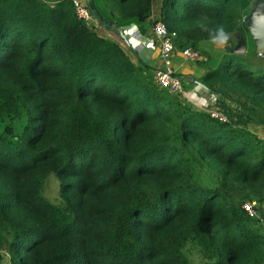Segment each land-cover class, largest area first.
Listing matches in <instances>:
<instances>
[{"label": "trees", "instance_id": "1", "mask_svg": "<svg viewBox=\"0 0 264 264\" xmlns=\"http://www.w3.org/2000/svg\"><path fill=\"white\" fill-rule=\"evenodd\" d=\"M102 1L119 20L151 14V0ZM252 2L160 0L155 20L179 48L223 25L231 39L200 81L264 122V64L229 50ZM146 67L71 0H0V264L4 251L8 264H264V225L241 205L264 199V136ZM49 173L57 203L41 191Z\"/></svg>", "mask_w": 264, "mask_h": 264}, {"label": "crops", "instance_id": "2", "mask_svg": "<svg viewBox=\"0 0 264 264\" xmlns=\"http://www.w3.org/2000/svg\"><path fill=\"white\" fill-rule=\"evenodd\" d=\"M41 1L55 2L57 0ZM80 1L89 9L90 18L88 23L96 32L117 41L132 61L145 64L147 66L145 72L153 80V70L160 64V59L158 56V40L152 33L151 22L157 16L160 0H151V14L140 23L133 20L123 21L117 19L114 14L115 12L110 11L109 13L107 4L102 0ZM91 12H94V15ZM115 26L118 27L120 33L116 30ZM136 31L138 35H135ZM142 40H144V43H141ZM199 50V59L189 60L182 56L180 48L175 42V48L171 56V64L174 70L180 75L181 81L185 86V96L180 97L190 102L192 107L203 110V108L219 106V99H223L217 93L210 91L206 86H202L203 83L198 79V76L200 77L201 73L209 68V62L203 66L201 64L197 66L196 63L199 61L205 62V60L207 61L210 58V54H207L201 49ZM214 50L224 52V47L214 45ZM220 107L222 108L221 104ZM258 205L259 207L257 206L256 211L257 217L260 218L261 224L264 225V217L262 216L264 212V199L258 202Z\"/></svg>", "mask_w": 264, "mask_h": 264}, {"label": "rangeland", "instance_id": "3", "mask_svg": "<svg viewBox=\"0 0 264 264\" xmlns=\"http://www.w3.org/2000/svg\"><path fill=\"white\" fill-rule=\"evenodd\" d=\"M232 38H233L234 44L239 40V38L242 39L244 45H242V50L238 51L237 53H241V54H244V56H246L247 61L249 62V64H250L252 69L254 67H256L255 66L256 64H261V65L264 64V56L261 57V56H257L255 54L256 51L254 49L251 36L248 33L247 29L246 30H242L240 33L239 32L234 33L232 35ZM234 44H230L229 48H232L234 46ZM197 48L201 49L202 51L206 52L207 54H210V58L207 61L206 60H205V62H203V61L200 62L199 61V62L196 63L197 66H200V64L203 66L207 62H209L208 66L210 68L215 67L217 62L219 61L222 53H223V52H221V50H218V51L214 50V44L211 42V40H208V39L199 40L197 42ZM243 50H245V51H243ZM216 57H218V59H216ZM158 61H159V59H158ZM198 79H200L199 76H198ZM153 82H154V80H153ZM181 84H182V87L184 89L185 86L183 85L182 81H181ZM220 98H222V97H220ZM180 99H182L184 102H187L183 98H180ZM222 99L223 100L219 99V103L223 107L222 108L223 109V111H222L223 114L227 117V119H229V121H231L234 124H240L242 122V123H244L245 126L250 127V129H252L254 132L258 133V135L264 136V122H262L258 118L257 112L255 111V109H251V110L243 109V114L244 115H242V110L240 108V105L236 102V100L234 101V99H232L230 97L222 98ZM183 101H181V102H183ZM220 104H219V106H220ZM248 114L251 116L252 119H254V120L258 121V122L261 121L262 123L261 122L258 123V122H255V121L254 122H247V119H245L243 121V118L246 115H248ZM11 121L14 122L13 126L15 128V131L18 130V127L21 124V121L20 120H16L15 118L12 119ZM0 125H1V121H0ZM16 127H17V129H16ZM194 170H195V173L198 176V180L201 183H207V184L212 183L211 177H214V173L211 172L210 170H208L207 167L204 164L195 165L194 166ZM57 187H58V179H57V177L53 173H49L47 175V179L45 180V182H44V184H43V186L41 188L42 194L50 202L57 203V201H58ZM260 206H261V203H260ZM258 207H259V205H258ZM262 214H263L262 216L264 217V212ZM1 262L3 264H8L7 254H6L5 251L3 252V256L1 258Z\"/></svg>", "mask_w": 264, "mask_h": 264}, {"label": "built area", "instance_id": "4", "mask_svg": "<svg viewBox=\"0 0 264 264\" xmlns=\"http://www.w3.org/2000/svg\"><path fill=\"white\" fill-rule=\"evenodd\" d=\"M71 4L76 16L88 24L90 11L87 6L80 0H71ZM151 30L153 35L158 40V56L160 59V65L155 67L153 70L154 83H156L158 87L165 88L171 94L183 96L184 89L181 84V77L174 70L171 64V56L175 48L174 33L168 30L161 21L155 19L151 22ZM135 35H138L137 31ZM141 43H144V40H142ZM180 52L183 57L189 60H197L200 57V50L190 45L181 47ZM256 55L264 56V50H257ZM222 108L220 106H213L210 108H203V110L208 112L210 116L219 120H229L223 114ZM256 204L257 203L254 200H250L242 203L241 205L248 215L255 216Z\"/></svg>", "mask_w": 264, "mask_h": 264}, {"label": "water", "instance_id": "5", "mask_svg": "<svg viewBox=\"0 0 264 264\" xmlns=\"http://www.w3.org/2000/svg\"><path fill=\"white\" fill-rule=\"evenodd\" d=\"M91 13L94 15V12ZM242 22L251 36L255 51L264 50V0H253L243 15ZM115 28L120 33L118 27L115 26ZM242 45L243 41L239 38L229 50L233 52L241 51Z\"/></svg>", "mask_w": 264, "mask_h": 264}, {"label": "clouds", "instance_id": "6", "mask_svg": "<svg viewBox=\"0 0 264 264\" xmlns=\"http://www.w3.org/2000/svg\"><path fill=\"white\" fill-rule=\"evenodd\" d=\"M205 30L209 31V37L211 42L218 47L227 46L229 40L231 39L230 34L225 30V27L223 25H218L217 27L211 30L209 29H205Z\"/></svg>", "mask_w": 264, "mask_h": 264}]
</instances>
